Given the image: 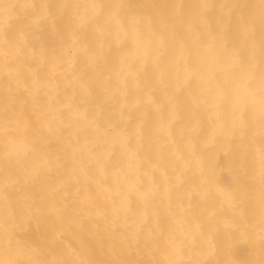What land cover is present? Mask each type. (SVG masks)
Instances as JSON below:
<instances>
[{
  "label": "bare ground",
  "instance_id": "obj_1",
  "mask_svg": "<svg viewBox=\"0 0 264 264\" xmlns=\"http://www.w3.org/2000/svg\"><path fill=\"white\" fill-rule=\"evenodd\" d=\"M262 106L264 0H0V264H264Z\"/></svg>",
  "mask_w": 264,
  "mask_h": 264
},
{
  "label": "snow or ice",
  "instance_id": "obj_2",
  "mask_svg": "<svg viewBox=\"0 0 264 264\" xmlns=\"http://www.w3.org/2000/svg\"><path fill=\"white\" fill-rule=\"evenodd\" d=\"M93 7H95V5H93ZM101 8H103L104 6L101 5L100 6ZM261 122H262V127H264V106H262V109H261ZM36 264H47V262H36Z\"/></svg>",
  "mask_w": 264,
  "mask_h": 264
}]
</instances>
